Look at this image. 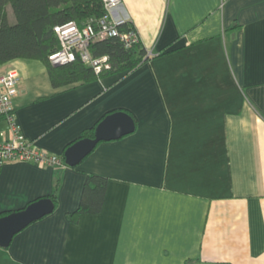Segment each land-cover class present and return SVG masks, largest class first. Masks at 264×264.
I'll list each match as a JSON object with an SVG mask.
<instances>
[{
	"label": "crops",
	"instance_id": "obj_1",
	"mask_svg": "<svg viewBox=\"0 0 264 264\" xmlns=\"http://www.w3.org/2000/svg\"><path fill=\"white\" fill-rule=\"evenodd\" d=\"M112 13L151 55L132 70L55 87L40 60L0 65L20 75L16 122L51 154L112 112L135 121L76 166L0 167V212L57 199L0 264H264V0H123ZM89 174L108 179L102 208L72 221Z\"/></svg>",
	"mask_w": 264,
	"mask_h": 264
},
{
	"label": "trees",
	"instance_id": "obj_2",
	"mask_svg": "<svg viewBox=\"0 0 264 264\" xmlns=\"http://www.w3.org/2000/svg\"><path fill=\"white\" fill-rule=\"evenodd\" d=\"M10 12L13 19H10ZM106 13L103 0H0V65L16 58L40 60L47 66L52 84L61 87L109 73L132 70L148 60L151 55L140 43L126 47L121 38L116 36L95 39L89 45L93 57L108 56L109 66L99 73L80 58L59 66L49 61V55L59 48L54 32L56 25L73 20L82 27L90 20L98 21ZM130 29L129 22L121 27V31ZM99 122L87 129L80 138L94 137ZM62 159L64 161V156ZM107 182L105 176L88 175L80 206L70 214L72 221H77L83 212L101 210ZM55 196H47L54 205L57 201ZM4 214L7 213L0 212V217Z\"/></svg>",
	"mask_w": 264,
	"mask_h": 264
},
{
	"label": "built area",
	"instance_id": "obj_3",
	"mask_svg": "<svg viewBox=\"0 0 264 264\" xmlns=\"http://www.w3.org/2000/svg\"><path fill=\"white\" fill-rule=\"evenodd\" d=\"M123 0H103L107 13L98 21L90 20L82 27L75 21H68L54 27L59 48L49 55L52 64H65L80 58L92 66L96 73L108 67V56L95 58L89 45L92 40L108 37H120L126 47L140 43L138 32L132 28L121 31L126 18H117L113 10ZM20 75L16 69H10L0 75V116L7 123V132L0 131V167L8 161H32L40 165L57 166L64 163L60 156L40 149L23 134L15 120L13 98L18 93Z\"/></svg>",
	"mask_w": 264,
	"mask_h": 264
},
{
	"label": "water",
	"instance_id": "obj_4",
	"mask_svg": "<svg viewBox=\"0 0 264 264\" xmlns=\"http://www.w3.org/2000/svg\"><path fill=\"white\" fill-rule=\"evenodd\" d=\"M134 130L135 121L130 114L125 111L112 112L98 123L94 137L81 138L65 150V163L76 166L94 150L99 142L119 139ZM54 206L51 198H41L24 209L0 217V246L8 247L15 234L53 212Z\"/></svg>",
	"mask_w": 264,
	"mask_h": 264
}]
</instances>
